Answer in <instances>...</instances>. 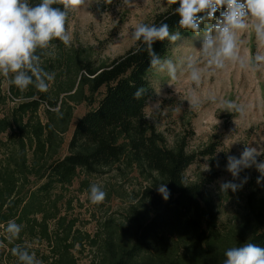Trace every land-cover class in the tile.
Instances as JSON below:
<instances>
[{
  "label": "trees",
  "instance_id": "16d2710c",
  "mask_svg": "<svg viewBox=\"0 0 264 264\" xmlns=\"http://www.w3.org/2000/svg\"><path fill=\"white\" fill-rule=\"evenodd\" d=\"M40 2L29 0L31 5ZM178 6L167 5L151 24L166 23L170 31L189 38L193 34L179 28L180 17L174 13ZM51 43L63 45L59 40ZM136 47L137 42L124 55L100 66L74 56V77L63 91L64 100L61 94L51 98L34 86L24 91L9 86V94L19 102L8 113L0 111V231L14 235V241L0 234L5 244L0 264H21L12 254L22 251L17 246L25 236L43 238L50 245L43 264H78L73 250L83 246L79 232L75 235L72 227L63 226L64 218L58 223L61 229H49L58 212L60 197L55 194L80 175L99 177L113 169L136 175L144 186L126 221L108 219L100 241L99 234L91 241L99 252L91 264H223L230 247L246 242L264 247V194L260 191L246 196L245 214L236 231L225 236L220 228V214L208 187L229 173L227 156L219 153L221 144L214 141L199 152H190L191 132L170 147L147 120L153 70L147 53H136ZM153 49L166 58L171 45L167 40L157 41ZM47 52L38 50L41 67ZM3 81L4 76L0 77V105L7 99ZM141 86L146 89L143 97L134 99ZM43 104L49 106L46 123L38 116ZM81 104L88 110L76 119L75 108ZM70 131L66 154H62L63 137ZM201 160L208 161L209 174L189 182L188 169ZM160 183L170 190L167 201L157 191ZM13 225L19 227L16 235Z\"/></svg>",
  "mask_w": 264,
  "mask_h": 264
},
{
  "label": "rangeland",
  "instance_id": "374dc122",
  "mask_svg": "<svg viewBox=\"0 0 264 264\" xmlns=\"http://www.w3.org/2000/svg\"><path fill=\"white\" fill-rule=\"evenodd\" d=\"M166 10V0H130V5L127 6H122L121 0H113L112 4H106L105 0H99V3L97 0H88V3L78 11L69 12L67 31L72 36V42L67 47L63 44L48 49L42 67L49 68L50 73L55 74V78L49 83L45 92L51 98L61 94L60 100H64L63 91L67 88L69 79L74 77L72 64L74 56L77 57L79 54L93 61L97 66L109 63L124 55L135 45L131 33L138 23L151 24L155 15ZM183 39L178 41L177 45H171L167 59L176 61L189 50L198 52L202 37L193 34ZM244 39L246 46L254 54L257 49L254 35L247 34ZM10 85L9 78L4 76L3 93L6 94L7 99L6 104L0 105V111L4 113L10 112L19 102L9 94ZM177 86L179 91L175 90V86L168 84L166 74L152 71L153 98L148 103L146 117L149 123L163 134L170 147L191 132L194 136L189 142L190 152H199L214 141L221 144L219 153L223 152L226 156H239L245 143L257 148L264 146V72L245 73L238 68H229L225 73L204 78L202 92L211 91L219 98L253 104L247 119L243 121L235 113L223 111L210 103H204L200 109H189V103L184 99L186 88L180 84ZM48 109L47 104H43L40 108L38 116L42 123H46ZM87 110L86 104L78 105L75 108L76 119ZM71 135L72 131L63 137L65 144L62 154H66ZM227 137L229 138L225 140ZM257 159L264 160V155ZM209 172L208 161L201 160L188 169L186 177L189 182L194 183L200 181ZM259 175L255 167L243 170L240 177L247 176L249 179L236 192L220 190V182L232 180L230 173L222 174L213 185L208 187V192L219 211L220 228L225 236L231 235L241 224L245 214L246 196L252 191H260L264 194V181L260 184L256 182ZM85 179L87 180L84 181ZM234 182L239 183V180ZM94 183L100 185L106 193L104 201L99 204L91 203L88 197L89 186ZM143 186L144 183L136 175H127L117 169L99 177L80 175L71 186L60 189L57 191L58 194H55L56 197H60L58 212L56 218L50 221L49 229L51 232L58 227L61 229L58 223L64 218L63 226L72 227L73 231H76L75 235L79 232V236L83 238V246L73 250L78 264H91L93 260L97 261L99 256V252L92 248L91 241L96 240L98 234L101 235L98 239L100 241L104 224L108 219L118 223L126 221L125 215L130 206L138 200L140 195L138 192ZM0 232L2 236L14 241L12 237L14 235L8 236L7 233L4 235L2 231ZM21 239L23 244L17 247L34 255L40 264H43L44 258L51 252L48 242L39 237L25 236ZM4 250L5 244L0 239V256ZM12 257L14 260L19 259L17 252L12 254Z\"/></svg>",
  "mask_w": 264,
  "mask_h": 264
},
{
  "label": "clouds",
  "instance_id": "9594fccd",
  "mask_svg": "<svg viewBox=\"0 0 264 264\" xmlns=\"http://www.w3.org/2000/svg\"><path fill=\"white\" fill-rule=\"evenodd\" d=\"M112 2L105 0L106 4ZM87 3L88 0H41L39 4L31 5L29 0H0V75L8 77L21 91L29 86L47 91L55 74L41 67L38 50L55 47L51 43L53 40L70 46L72 36L66 30L69 12L78 11ZM121 3L127 6L130 0H121ZM166 3L169 6L179 4L174 9L180 17L179 28L202 37L200 49L198 52L189 50L176 61L162 58L154 51V43L167 40L175 46L184 40L181 32L170 31L168 24L163 22L159 25L138 23L131 33L132 40L137 42L136 53H147L150 69L166 74L168 84L175 86L176 91H179L178 84L186 88L184 99L188 101L189 109H200L204 103H210L235 113L241 121L247 119L253 108L251 102L219 98L215 93H204L201 89L205 76L225 73L229 68H238L245 73L264 72V0H166ZM221 9L223 11L217 17ZM247 34L255 37L257 49L254 54L246 46L244 37ZM145 91L143 86L139 87L133 98L141 99ZM261 155H264V146L257 148L247 143L239 156L228 155L226 171L232 180L220 182V190H240L249 179L247 176L241 178L240 173L252 167L260 174L257 184L264 181V160L257 159ZM236 180L239 183L234 182ZM157 191L165 201L169 199L166 183H160ZM88 197L91 203L99 204L106 193L94 183L89 186ZM12 231L19 232V227L13 225ZM17 255L21 264H40L26 251H19ZM224 257L223 264H264V247L246 242L226 249Z\"/></svg>",
  "mask_w": 264,
  "mask_h": 264
}]
</instances>
